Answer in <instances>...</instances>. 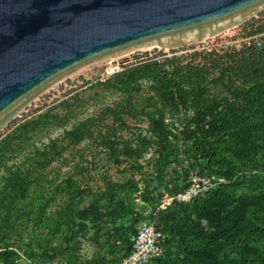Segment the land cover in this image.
Instances as JSON below:
<instances>
[{
  "label": "rangeland",
  "instance_id": "1",
  "mask_svg": "<svg viewBox=\"0 0 264 264\" xmlns=\"http://www.w3.org/2000/svg\"><path fill=\"white\" fill-rule=\"evenodd\" d=\"M238 28L212 40L204 36L192 41L205 46L227 39ZM174 37L155 45L166 48ZM182 40L174 47L191 42ZM154 50L144 59L147 71L127 83L106 77L102 61L79 68L0 131L1 139L17 124L32 122L21 137L0 145V250L13 251V260L19 251L34 264H107L112 247L104 235L109 223L95 227L80 221L77 212L111 196L168 232L162 261L150 264H254L256 254L264 252V239L255 232L264 223L252 216L264 182V73L247 87L228 72L171 73ZM257 53L264 62V38ZM200 88L204 92L197 99ZM175 90L184 98L183 107ZM197 107L227 133L216 146L213 164L188 186L170 165L155 175L160 147L153 119L162 123L185 158L182 114ZM129 218L125 214L116 224L125 226ZM80 226L78 235L67 239L66 227ZM240 251H246L245 260Z\"/></svg>",
  "mask_w": 264,
  "mask_h": 264
},
{
  "label": "water",
  "instance_id": "2",
  "mask_svg": "<svg viewBox=\"0 0 264 264\" xmlns=\"http://www.w3.org/2000/svg\"><path fill=\"white\" fill-rule=\"evenodd\" d=\"M263 8L264 0H0V131L83 66L169 36V48L199 40Z\"/></svg>",
  "mask_w": 264,
  "mask_h": 264
},
{
  "label": "trees",
  "instance_id": "3",
  "mask_svg": "<svg viewBox=\"0 0 264 264\" xmlns=\"http://www.w3.org/2000/svg\"><path fill=\"white\" fill-rule=\"evenodd\" d=\"M171 62L172 60L170 63ZM147 69L148 64L139 63L113 74L112 77L114 76L113 78H117L118 80L127 83L132 81L135 77L143 75ZM168 69L171 73H175L177 71L190 72L191 70H196L197 68L173 67ZM227 72L242 86L247 87L260 80L263 76L264 62L262 56L250 49L241 50L239 58L232 61V64L227 69ZM166 73V71H163L161 76L164 78ZM171 86L175 87L174 84H171ZM203 92L204 88H200L196 93V98L199 99ZM173 94L175 95L178 106L183 107L184 98L182 94H179L177 90H175ZM182 115L183 118L181 119L182 124L180 129V133L182 135L181 142L186 144L185 152L188 154L185 158H181L179 145L173 140H170L162 126V123L153 119L152 133L154 134L160 147L156 161L153 165V171L155 175H159L165 170L167 165H170V171L175 173L176 177L180 178L181 181L188 186L193 183L194 178L201 179L204 177V172L213 164L216 146L223 141L227 133L221 129L219 122L214 117L198 107L192 114ZM12 123L13 122L11 121L6 128ZM31 123L32 122L30 120H25L24 122L17 124L0 139V145L5 143L8 139H14L17 135L18 137H21L25 133L26 126H29ZM183 162L184 164H182ZM258 193L259 195L254 198L255 209L252 211V216L256 219H261V223H264V182L259 184ZM125 214L130 215L128 224L125 226L117 225L116 221L121 219ZM77 216L80 221H86L95 227H97L104 220L109 223V228L104 235L105 243L112 247L109 251L111 257L108 258L107 264L115 262L122 256L128 254L130 245L127 239L129 236L134 234L138 223L152 221H145L139 213L132 211V209L126 206L120 198L115 196L105 199L101 204L97 201L87 204L78 210ZM155 224L157 225L156 222ZM229 228H224V231L228 232ZM81 229L82 226L77 227L75 230H71L70 227H66L68 232L67 239L75 238ZM159 229L164 235V252L160 258L152 261L154 263L162 261L170 241L168 232L160 227ZM255 232L257 238L264 239V226H256ZM247 239V236H244L243 240ZM238 254L244 260L247 257L246 251H240ZM12 255L13 251L9 249L5 248L0 250L1 264H15L13 262L14 260ZM254 264H264V252L256 254Z\"/></svg>",
  "mask_w": 264,
  "mask_h": 264
},
{
  "label": "built area",
  "instance_id": "4",
  "mask_svg": "<svg viewBox=\"0 0 264 264\" xmlns=\"http://www.w3.org/2000/svg\"><path fill=\"white\" fill-rule=\"evenodd\" d=\"M236 26H239L237 32L229 34L227 39H219L214 43L210 41V44L205 46H198L201 41H191L185 47H143L141 50L138 49L137 55H134L135 51L131 50L127 52L126 57L128 58L125 60L114 57L102 61L104 63L103 73L107 77L130 66L143 63L153 49L165 60L167 68H197L226 73L232 61L239 58L241 50L250 49L257 53L258 49L262 47L264 8L234 27ZM223 32L207 38L212 40L214 36H218ZM192 44L195 45L188 46ZM127 241L130 245L128 254L110 264H150L163 255L164 235L154 221L138 223L134 234L129 236ZM15 253L17 255L13 261L15 264H34L21 252L16 251Z\"/></svg>",
  "mask_w": 264,
  "mask_h": 264
},
{
  "label": "bare ground",
  "instance_id": "5",
  "mask_svg": "<svg viewBox=\"0 0 264 264\" xmlns=\"http://www.w3.org/2000/svg\"><path fill=\"white\" fill-rule=\"evenodd\" d=\"M186 40H189V39H186ZM139 50H141V48H139ZM126 54H127V53L120 54V55H118V56H115V57L122 58V56H123V60H125V59H127V58H126Z\"/></svg>",
  "mask_w": 264,
  "mask_h": 264
}]
</instances>
